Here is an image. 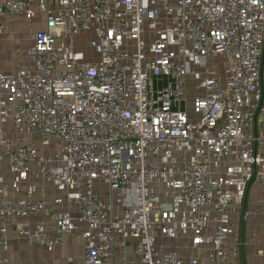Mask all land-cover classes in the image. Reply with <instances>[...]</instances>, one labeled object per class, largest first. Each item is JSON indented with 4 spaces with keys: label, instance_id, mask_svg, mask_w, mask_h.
<instances>
[{
    "label": "built area",
    "instance_id": "obj_1",
    "mask_svg": "<svg viewBox=\"0 0 264 264\" xmlns=\"http://www.w3.org/2000/svg\"><path fill=\"white\" fill-rule=\"evenodd\" d=\"M19 19L37 29L0 67V251L14 232L76 237L81 264H238L233 214L264 186V0H0V53Z\"/></svg>",
    "mask_w": 264,
    "mask_h": 264
},
{
    "label": "rangeland",
    "instance_id": "obj_2",
    "mask_svg": "<svg viewBox=\"0 0 264 264\" xmlns=\"http://www.w3.org/2000/svg\"><path fill=\"white\" fill-rule=\"evenodd\" d=\"M37 24L27 22L25 20L19 19L10 22L8 26V33L10 34L9 39L11 41H6L2 43L3 50H5L8 56H5V51L2 50L0 53V62L4 63L6 67L10 63L12 66L16 60V57H21L20 52H23L30 46L28 40V32L31 28L36 27ZM3 58L5 59L3 61ZM11 68V67H10ZM194 90V85L188 81L187 91L188 98L187 101L191 103L192 101V91ZM6 137L11 139L15 138L16 133L12 126H7L5 128ZM248 206H250L253 214L243 220V215L238 212L233 214V222L236 227V236L233 237L232 241L240 240L242 225L244 224L245 234H244V246L233 245L229 249V253L232 255L235 253L236 262L238 264L243 263L242 254L245 255L246 264H264V256L258 254L259 250L264 252V186L253 184L249 191L248 196ZM30 251V250H29ZM15 264V263H14Z\"/></svg>",
    "mask_w": 264,
    "mask_h": 264
},
{
    "label": "crops",
    "instance_id": "obj_3",
    "mask_svg": "<svg viewBox=\"0 0 264 264\" xmlns=\"http://www.w3.org/2000/svg\"><path fill=\"white\" fill-rule=\"evenodd\" d=\"M8 26H10V24ZM5 56H8L7 52L5 53ZM4 60L5 59L3 58V61ZM4 63L5 62H0L1 69H14L15 63L12 66L8 63L7 65H9V67H6ZM37 218L47 220L49 224L48 227L52 229L53 223L48 220L49 218L47 216L41 215ZM10 237L11 241L8 251H0L2 256L8 258L10 264H56L57 260H65L67 258H71L72 262L70 264L82 263L84 253L83 243L76 237L65 236L61 244H59L53 252H48L46 249L37 245L30 246L26 244L17 239L14 232H10Z\"/></svg>",
    "mask_w": 264,
    "mask_h": 264
},
{
    "label": "water",
    "instance_id": "obj_4",
    "mask_svg": "<svg viewBox=\"0 0 264 264\" xmlns=\"http://www.w3.org/2000/svg\"><path fill=\"white\" fill-rule=\"evenodd\" d=\"M248 190H249V187H248ZM247 197H248V195H246L245 200H244V208L246 207V204H247ZM244 233H245V229H244V224H243L242 225V235H244ZM242 259H243V261H245L244 253L242 254Z\"/></svg>",
    "mask_w": 264,
    "mask_h": 264
}]
</instances>
